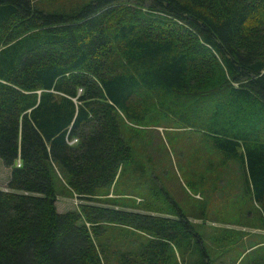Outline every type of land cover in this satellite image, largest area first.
Here are the masks:
<instances>
[{
    "label": "trees",
    "instance_id": "trees-1",
    "mask_svg": "<svg viewBox=\"0 0 264 264\" xmlns=\"http://www.w3.org/2000/svg\"><path fill=\"white\" fill-rule=\"evenodd\" d=\"M145 119L206 137L264 231V0H0V264H209L187 217L108 198Z\"/></svg>",
    "mask_w": 264,
    "mask_h": 264
},
{
    "label": "rangeland",
    "instance_id": "rangeland-1",
    "mask_svg": "<svg viewBox=\"0 0 264 264\" xmlns=\"http://www.w3.org/2000/svg\"><path fill=\"white\" fill-rule=\"evenodd\" d=\"M88 1L31 0V4L46 13H69ZM140 123V139L131 138L129 143L136 169L123 165L112 186L114 194L125 195L124 200L129 199L134 209L142 206L135 204L140 198L163 212L170 210L172 215L187 217L189 225L203 236L209 264H264V231L259 227L257 207L243 200L237 171L230 168L212 174L206 170L211 162L206 137L193 129L148 119ZM8 176L9 169L0 160V191L5 192ZM78 204L74 197L57 196L54 208L57 213H65ZM107 233L117 243V235L109 234V229ZM216 236L226 241L212 245L210 241ZM126 244L116 248L128 252ZM112 264H116L113 259Z\"/></svg>",
    "mask_w": 264,
    "mask_h": 264
},
{
    "label": "crops",
    "instance_id": "crops-1",
    "mask_svg": "<svg viewBox=\"0 0 264 264\" xmlns=\"http://www.w3.org/2000/svg\"><path fill=\"white\" fill-rule=\"evenodd\" d=\"M122 195H113L112 193L108 195V198L110 197H120ZM167 215H164V217H166ZM169 218H172V217H169Z\"/></svg>",
    "mask_w": 264,
    "mask_h": 264
},
{
    "label": "built area",
    "instance_id": "built-area-1",
    "mask_svg": "<svg viewBox=\"0 0 264 264\" xmlns=\"http://www.w3.org/2000/svg\"><path fill=\"white\" fill-rule=\"evenodd\" d=\"M74 142H75V141H71L70 144H71V143H74Z\"/></svg>",
    "mask_w": 264,
    "mask_h": 264
}]
</instances>
